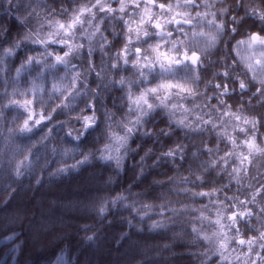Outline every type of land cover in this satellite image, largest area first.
<instances>
[{
  "label": "clouds",
  "instance_id": "1",
  "mask_svg": "<svg viewBox=\"0 0 264 264\" xmlns=\"http://www.w3.org/2000/svg\"><path fill=\"white\" fill-rule=\"evenodd\" d=\"M0 264H264V0H0Z\"/></svg>",
  "mask_w": 264,
  "mask_h": 264
}]
</instances>
